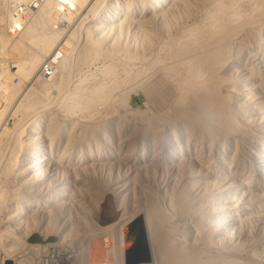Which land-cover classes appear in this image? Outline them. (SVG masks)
Returning a JSON list of instances; mask_svg holds the SVG:
<instances>
[{"label":"rangeland","instance_id":"obj_1","mask_svg":"<svg viewBox=\"0 0 264 264\" xmlns=\"http://www.w3.org/2000/svg\"><path fill=\"white\" fill-rule=\"evenodd\" d=\"M7 1L8 3H6L7 5L5 4V6L8 8L5 7L6 11L4 15L0 13V28L2 29V22L5 24L2 25L4 26V29L0 30V35H4L5 32L7 33V35H4L6 39L4 41L8 43V48L13 50L12 47L16 46L14 45L15 43L17 44L18 42L20 44V42H23V40L21 41V38L20 40L18 38L20 36L23 38L24 34L22 33V30H26V28L28 29L29 27L26 26H28L31 21L36 19L38 20L37 17L40 15L39 12L44 9L43 6L47 0H15L13 2H11L12 0H5V2ZM52 1L55 4L53 9L50 8V10H46L47 12H45L48 13L49 11L50 13V15L49 13L47 14L49 15V26L46 25L48 21L46 19V21L43 19V22L45 21L46 24L42 21L41 23L48 27H45V30L47 29L46 31H49L47 33H56L54 35H58L59 38L51 53L47 56L41 57L34 75L32 74V77H30L31 79L27 77L25 80L24 77H21L20 72L17 71V69L19 70L20 63H15L14 59L17 57L13 51H10L7 48L8 51H6V53L10 52L7 53L10 54L8 55L10 57L8 58L7 54H4V56L6 55L5 57H2L4 58L2 61L4 64L1 62L2 58H0L1 69H4L3 71L9 73L7 74L11 77V85L13 86L15 84L16 86L14 85V87H19L16 92L17 95L15 94L16 97L10 101V103L5 99V101L3 100L2 97L5 98V96L2 95L3 93L0 95V146L3 147H0V151L2 150L0 153L3 156V159L1 158L0 160V225H12V223H15V226L19 227L20 216L18 212H21L24 209L19 207L21 209V211H19L16 204L18 205L20 201L32 203L31 205H28L30 207L33 206L32 209L26 207L27 204H23L21 206L25 209L27 208L26 211L31 210L29 212L30 215H34V213H36V216L31 220L35 219V223L42 226L38 229H45L49 232H54L51 235V239L53 241H50V244L54 246L56 245L57 247L60 245L62 249L69 246L67 249L70 250L71 247L68 244V240L75 242L79 241L75 243L77 246L74 244L72 250L75 255L74 259L76 262H79L77 258L81 259L80 255L82 254L81 251L83 249L82 244H84V240L90 237L91 234L97 232L95 229H97L99 221L96 213L98 214L99 212L96 211L94 214L95 221L93 222L91 219V210H93L94 203L97 201L99 194H101V191L104 189L110 193L108 194L106 192L105 196L110 198L109 201L111 202V206L113 207L117 217H119L122 214V211L127 207V209L130 210L131 206L136 207L144 203L148 206L155 201L158 208L161 204V208L159 209H163L162 211H164L163 213L165 216L170 218L164 217L161 213V217L165 218L164 225H160L158 229L155 223L159 235L161 232L159 238H156V248L161 254L167 250L170 238L175 237L173 241L175 244L177 243L178 247L177 245H174V248L176 247L175 249L178 252L182 249L181 252H183L184 255L187 254L186 256L189 258L190 254L188 253L193 252L195 244L198 242L200 243V240H203V238L201 239L200 237H203V234L208 235L211 233L208 236H212V238L217 241L218 239H221V235H224V242L219 240L220 244L223 245L222 247L224 248V252L226 247L227 249H232L235 245L238 246V248H240V246L245 247V249L242 247L243 252H245L242 256L243 258H238L240 263L264 264V215L256 214L264 213V206L259 208L262 204V197H264L262 196V193L264 195V177L258 172L264 170V168L260 169V163H258L264 160V26H261V28H258L257 26L263 25L264 23L256 25L257 27H255V29H258V31L260 30L259 32L255 31L257 37H255V35L253 36L254 38L249 36L250 39H248L249 37L247 34L246 37L245 35L242 37V34L238 35V40L240 39L239 41H241V38H243V41L238 43L236 40L237 42H235V45L232 47L230 54L228 56H222L223 59L221 58L222 62L219 69L222 80L225 82V86L222 88V98L228 99L229 97V100H227L228 105L233 112L235 111V116L232 117L233 112L230 111L231 120L229 119V121L230 126L232 125V130L228 131L226 129H222L223 124L221 122L223 121H219L221 118L214 114V116H216V122L218 120L217 117L220 118L218 120L220 126L217 122V128H213V131L210 130L207 120L209 118H214L213 116L210 117L213 112L209 113V115H211L209 117L207 116V119H205L209 130V133H206L205 127L202 125L200 119L197 121H200L199 123L201 124L195 122V120L193 121V118H195L194 116H192V118L185 117V103H157L150 97L149 93L141 85V83L142 81L149 79L151 76L153 61L155 55L158 53V50L162 49L163 55L169 51H173L174 49L171 45V40L173 38L179 39L181 38V34H184L185 36L187 32L192 31L198 23L203 24L205 22L204 16L208 13V9H211V7L208 8L205 6V4L207 1H211L212 5L213 0H207L206 2L202 0L205 4L201 1L199 6H194V9L196 10H190L179 4L176 5L179 0H165V2L163 0V4L159 7V9L157 8L156 12L159 11V14L157 15L156 20H152L153 23H150L151 26L149 23L146 25V23L145 25L147 28L144 26V23L146 21L149 22L148 10L152 8V2H154L153 0H145L146 2L144 1L145 3L142 4L143 6H137L139 5L137 0H134L135 2L133 0H128L129 3L130 1H133L134 3L132 2V5L130 3V5L128 4L126 7L123 5L125 0H88L86 5H82L84 7L81 6L83 3L76 2V0ZM239 2H241V0ZM239 2L237 3L239 4ZM118 3H122L125 10L130 8L131 13L128 12L129 16H126L128 21H125L123 11L113 25L115 27L120 25L122 27V34L120 32L117 36L120 37V39H123L124 44L129 47V52L133 50V56L136 55L137 59H133L134 57L130 58L128 52L125 50H121L122 54H119L120 51H118L120 57H117V51H112L113 46L111 48V45H113V42H111L112 44L110 46H106V50L101 49L98 52L99 54L96 55V58L94 57L93 61L92 59L90 60V64H86L85 66H82V68L79 67L80 69L77 70L76 68L78 67H75V63L77 62H75L76 58L74 56L77 53L75 52L79 51L83 47L81 45H84L87 35L89 34L88 32H91L93 28L95 29V23L98 21L99 11H103L106 8L111 11ZM208 3L209 2H207L206 5L210 6ZM241 3L240 6L242 5ZM256 4L257 3L252 5L251 3V5H249V7L247 5L246 8L245 6L239 7V11L240 9L241 11L243 9L242 12L240 11V14L243 13L241 17L247 18L249 17L248 15H250L252 17H249L251 20L254 19L253 16L257 17L259 20H263L264 16L258 17V14L253 15V13H249L246 16V13L250 11L249 8L252 11V9H255L256 7H260L261 5L262 7L264 6L261 3L259 6ZM251 6L254 8H251ZM206 7L208 8L207 11ZM51 9L53 12H51ZM238 9L235 8L234 10L237 11ZM110 11H107L108 13L104 19L106 22H104L103 25L108 24L111 16ZM236 11H234L233 14L238 12ZM254 12L256 13V11ZM257 12L259 13V10ZM241 17L238 16V19L240 18L239 20L243 22L244 19L242 20ZM258 19L253 21H258ZM202 20L204 21L201 22ZM245 20L247 21L248 18ZM37 22H35L34 25L37 26ZM259 22H264V20ZM153 27L159 31L155 32ZM3 30L5 32H3ZM11 33L14 36H12ZM6 37H8V39ZM111 37H113V35ZM245 39L247 41H245ZM111 40L114 39H109V41ZM110 49L111 52H109ZM112 52H115V54ZM11 56L14 57L13 60ZM114 56L116 58H114ZM127 57H129V60L133 59L132 61L134 62L131 61L132 63H130L127 68L131 71L128 72V75L130 78H133V80L127 82L125 86L127 89L125 102L122 104L119 103L116 107L112 108V111H110L112 107L111 104L110 109L108 107L104 109V105L105 103L107 104L106 100L108 99L104 100L102 104L97 102V104H101L100 106H103L102 108L99 105H96L100 108L97 107L98 109L96 108L94 112L92 111V113L95 115L97 114L96 116L98 117L94 114V116L89 115L92 113L85 110L83 111L82 109L80 111H76L74 108L72 112H68L72 109H65L67 108V101L69 100H64L63 102L62 99H66L65 97L71 98L72 94L69 93H72L71 91L75 90V86H78L81 83L82 85H85L83 82L86 80V83L89 81L88 84L91 83L89 86H92L94 81H91V79L100 75L102 76L104 74L102 71L106 70L110 63L113 64L112 60L116 61L115 59H119L122 62V65L125 66L126 62L124 64L123 62L126 61L125 59H127ZM64 58L67 59L66 62ZM168 59L169 58L163 59L161 61L162 64H168ZM196 59L197 58L194 57L192 68H186L187 70H194ZM62 60L65 63L63 64L64 66L68 61V64L66 65L67 70L65 67L61 69L62 65L60 63ZM116 62H118V60ZM114 64L116 65L117 63L114 62ZM4 65H6V67ZM111 66H108L109 70ZM118 66L119 70L124 67L119 64ZM185 67L186 66L184 65V68ZM60 72H64L65 75H62ZM179 72H182L180 68H178V73ZM59 73L62 76H65L66 78L64 77L63 79H67L68 82L65 81L66 84L64 83V87L62 84V87H60L61 89H58L59 86L53 88L50 84L56 80L54 79L56 76L60 78ZM205 73L208 75L207 71ZM1 74L0 77L3 75ZM127 76H125L123 72L119 71L117 74L119 80L118 83L120 82L123 84L124 79ZM2 77L0 79H2ZM81 79H84L85 81H81ZM175 81L177 82L178 80L175 79ZM180 81L182 82L183 80ZM45 82L49 84V87L53 88L52 90L50 89L49 93L46 95L42 91L45 88L43 84ZM41 86L44 88L42 89ZM79 86L76 88L77 90ZM120 91L121 90H118L116 92L119 93ZM36 92L38 93V96L41 97L39 104L34 108L36 111L33 110L32 112L29 109L30 112L28 114L27 109L21 111L23 109L21 105L23 106L25 99ZM63 103H67L66 107L63 106ZM60 104L63 106L62 108ZM69 106L71 105L69 104ZM21 112L26 114H22ZM44 112L46 113V117ZM142 113L144 115L157 116V121L149 126H143L142 124L137 125V123L135 124V122L139 121V118H141L140 115ZM98 114L101 116L102 114H114V116H116L114 118L111 115L113 119H117L118 117L119 120H117L119 122L124 120L125 124H117L113 119H111L109 121V125L105 127L102 132L97 133L95 131L92 135H85L84 132L81 134L80 131L78 136V130L81 129L80 127L90 124V119H88L87 116H90L89 118L91 119H96L95 121L97 122V120L101 118ZM167 115H170V118L167 117ZM23 116H25V118ZM40 116L41 118H39ZM44 117L48 120L44 119ZM55 117H58L56 119H59V127L56 129L57 132L54 133L55 136L54 134V137L52 136V138H56V141L53 143V154H51L52 152L50 150H47V152L50 153L46 154L44 152L39 156L40 162L48 167H54L50 170L51 172L55 170L56 173L54 171L53 179L50 180L46 186L42 184V186H40L42 187L41 189L38 187L40 190L27 191V189L29 190L28 186H30L32 181H35V178L31 177L28 179L26 177L27 171L23 168L25 167L24 164H28V162L25 163V160H30L28 155H33L39 145L45 144L46 142L49 143L48 137L50 135L48 136V134H50L49 131L51 130L48 129L49 127L46 126V123L48 121L50 122V119ZM105 117V120L106 118L108 120V117L109 119L111 118L109 115L108 117ZM215 118L213 120H215ZM39 119L46 121V123L42 122V125L46 126V128L48 127V131L42 126L41 129H38V132H36V123L39 122ZM104 119H100V121L106 122ZM172 119H174V122L175 120H178V122L175 124L168 123V121ZM93 120H91V122ZM210 121L211 120H209V122ZM212 122L215 123V121ZM227 122L224 121V123ZM66 123H71L72 125L69 127L70 131L66 135L67 138L65 140H61L60 137L63 135L62 128L65 127ZM227 126H229V123ZM227 126H224V128ZM144 127H147V130L150 128L149 131H151L150 133L146 131V136L141 131ZM106 128H108V132L105 136H103ZM95 129H98V127H95ZM43 133L48 134L44 135ZM37 135L38 137H35ZM77 137H83L80 144H78ZM100 137L103 139L100 140ZM48 143H46V145ZM95 143H98V145L95 146ZM29 145H32V148ZM88 145L91 147L90 152H86ZM29 152L33 153L29 154ZM49 154L50 156L47 157ZM42 155L46 156L44 157ZM105 156L108 158L106 159ZM71 162H73L74 165L73 163L71 164ZM70 164V168L65 167ZM72 165L75 167H72ZM263 172L264 171H262V173ZM63 173L68 175L67 177L69 178L70 183L68 184L67 190L60 194L62 195L60 197L57 192L61 188L59 178ZM262 175H264V173ZM72 180H74V185L71 183ZM108 180L110 183V185H107L110 186V189L108 188L109 191L107 190V186H104V182L106 183ZM244 180L246 182H244ZM247 180L249 181L247 182ZM101 182L103 185H101ZM95 187L97 188L94 189ZM68 188H70L71 191ZM243 188L245 190L241 191L240 189ZM116 190L121 191V197L120 195L119 198L115 197L113 193H115ZM63 193H65V195ZM178 193L182 194L179 195ZM47 194L53 195L56 198L59 196V199L57 198L56 200L55 198V203H44V205L43 198L45 197L43 196ZM176 196L179 198L178 201L180 202L178 205L175 204V206H172V202ZM185 198L186 200H184ZM236 199L238 202L237 204H239V209H237V213H235V218H237L236 221L238 223H227L226 228H223L222 221L226 219L224 216L230 213V209L233 208L232 204L233 202H236ZM35 200L38 204L42 203L43 205L35 206ZM250 200H253L254 202L249 205L248 202ZM212 202H214V204ZM188 203V214L184 217L189 216V218H183L180 213L183 212V207L185 208ZM46 205H48V207ZM178 206L180 210L178 209ZM243 207H245V210L250 209L251 211L249 213L250 217H248L251 220L250 222L247 221L248 223L245 221V215L242 214V210H244ZM15 208H18V210ZM40 210L41 213H43V211H47L51 216H49L47 212L46 214L48 215V218L41 217V215L37 216L40 214ZM196 214L200 217H197ZM192 216H194L195 219ZM113 221L104 222L108 224ZM33 224L34 223L32 221L29 225ZM61 224L68 225L67 229L69 231V235L71 236V238L62 240V243L59 241L58 233L55 232ZM242 224L246 225L244 230L240 226ZM45 225H47V229ZM219 229H221V231H225L220 232V237L218 236ZM34 231L38 232L37 229ZM98 233H95L94 236L102 234L103 237H99L102 238V240L104 238V240L102 241L98 236V239L96 237L95 239L94 236H92L95 240L90 237L92 240L89 242L92 247L94 245L96 246H94L97 248L96 253H101L99 256L101 255L102 257L103 254L102 259L104 261L106 259V261L111 262L112 255H109L110 253L108 252H110V249L113 247H111V245H114V238L111 235L112 238L110 237V240H113H108L109 244H107L104 234ZM105 233L107 234V232ZM39 238L40 236H38V239ZM101 241L102 243L104 242V245ZM98 242H100L99 252L97 251L99 249L97 245ZM100 244H102L103 247H101ZM105 245L110 246L108 247L110 249H106L107 246L105 247ZM213 246L215 247L214 243ZM80 248L82 249L80 250ZM94 250L95 249H92L90 252L95 253ZM74 251L76 253H74ZM106 251H108L107 253L110 257L107 253L104 255L103 252ZM227 252L229 253V251H226V253ZM96 253L93 256V259L95 258L94 260L97 262L98 260L96 259L101 258L97 257L98 255ZM54 257L57 256L54 255ZM250 257L253 259L252 261L250 260ZM238 259H235L236 262L239 261ZM55 260L56 259L54 258V261ZM91 261L93 262L92 259ZM229 262L226 264H230Z\"/></svg>","mask_w":264,"mask_h":264},{"label":"bare ground","instance_id":"obj_2","mask_svg":"<svg viewBox=\"0 0 264 264\" xmlns=\"http://www.w3.org/2000/svg\"><path fill=\"white\" fill-rule=\"evenodd\" d=\"M13 1H15V0H12L11 2H13ZM27 1H29V0H27ZM144 1L145 0H137V3L139 4L137 6H143L142 4L146 2V1L145 2ZM153 1L154 2H152L153 3L152 4V8H150V10H148L149 22L146 21L144 23V26L146 28H147L146 25H148V23L151 26L150 23H153L152 20L153 21L156 20L157 15L159 14V11L156 12L157 11V8L159 9V7L163 4V0H153ZM201 1L202 0H179L176 3V5L179 4V5H182L185 8H188L190 10H196V9H194V6L195 5H198L199 6L201 4L200 3ZM203 1L206 2L207 0H203ZM203 1H202V3L205 4ZM236 1L237 0H213L212 5H211V1H207V2H209L208 4H210V6L209 5H206L207 2L205 4V6H207L208 8L211 7V9L210 8L208 9L206 7V11L208 9V13L204 16L205 22L203 24L198 23L194 27V29H192V31H188L185 36H184V34H181L180 35L181 38H179V39L173 38L171 40V45H172V47L174 49L173 51H169L168 53H165L163 55L162 54V49H159L158 50V53L155 55V58H154V61H153V65H152L153 66V70L151 71V76L149 77V79H147L146 81H142V83H141V85L149 93L150 97L153 98L157 103H161V102H163V103H177V104H183V103H185L186 104V108H185V111H184L185 117L186 118H192V116H194L195 118H193V121L195 120V122H197V123L200 122V121H197V120L200 119L202 125H204V127H205L206 133H209V130L207 128V123H206L205 119H207L206 117L207 116L209 117L211 115V114L209 115V113H212V112H213V114L210 117L213 116L215 118L216 116H214V114H216L217 116H219L221 118L220 119L219 117H217L218 120L220 119L219 121H223V122H221L223 124V128L222 129H226L228 131H231L232 130V125L230 126V121H229V119L231 120V117H230V114L231 113H230V111H232V110L229 108L228 101H227V100H229V97H228V99L227 98L226 99H223L222 98V94H223L222 93V88H223V86H225V82L222 80V76H221L220 71H219L220 65H221V62H222L221 60L223 59L222 56L224 57V56H228L230 54V51H232V47L235 45V42L238 41V43H239V42H242L243 41V38H241L242 39L241 41H239L240 39L238 40V35L242 34V37H244V35L246 37V34H247V36L248 37L250 36L251 38L254 35H255V37H257V35L255 34V31L256 32H259L260 30L259 31H258V29L256 30L255 27L258 26V28L259 27L261 28V26H264V24L263 25H260V26L257 25V24L264 23V22H259V21H263L264 19L263 20L262 19L259 20L257 17L253 16L254 19L251 20L252 17L250 15H248L249 13L250 14L253 13V15L254 14H258V17L264 16V6L263 7H262V5L260 7H256L255 6L256 8L255 9H252V11L249 8V10L251 12L249 11L248 13H246V16L248 15L251 18L247 17L248 18L247 21L245 20L247 18L241 17V15L243 13L240 14L241 9H240V11L238 9L239 7H242V6L243 7L245 6V8H246L247 5L249 7V5H251V3H252V5H254L255 3H257L256 4L257 6H259L260 3L264 5V0H243L244 3H243L242 0H241L242 3L239 2L240 1L239 0V1H237V2H239V4ZM76 2L83 3V4H81V6H82L84 4L86 5V2H88V0H76ZM132 2L130 1L131 5L135 1L133 3ZM164 2H165V0H164ZM258 2H260V3H258ZM6 3H8V1L5 2V0H0V13L3 14V15H4L5 11H6L5 10V7H7V6H5ZM80 3H79V5H80ZM130 3H129L128 0H125V2L123 3V5L126 7L128 4L130 5ZM240 3L242 4L241 6H240ZM54 5L55 4H54V2L52 0H47L46 1L45 5L43 6L44 9L43 10H40V12H39L40 15L37 17L38 20L37 19L34 20L35 22L38 21L39 24L37 22L36 23L37 26H36V25H34L35 22L34 21H31L30 24L32 26L33 25L34 26L32 27L29 24L28 26H26V27H29L28 29L26 28V30H24V29L22 30V33L24 34V36H23V38L21 36L18 37V38H19V40L21 38V41L23 40V42L22 43L20 42V44L18 42H17V44L15 43L14 45H16V46H13L12 47L13 50H10L8 48V43L6 41H4V40H6L4 35L5 34L7 35V33L3 30V32H5V34L2 35V36L0 35L1 36L0 37V50H1L0 51V58L5 57L6 55L4 56V54L10 53V52H7L6 53V51H8L7 48L10 51H13L15 53V56L17 58L14 59L15 56L12 55V56H14V57L11 56L12 57V60L14 59L15 60V63H17V64L20 63L19 70L17 69V71L20 72L21 77H24L25 80L27 79V77H29V78L32 77L31 76L32 74L34 75V72H35V70L37 69V67L39 65V62L41 60V57L47 56V55H49L51 53L52 49L54 48V46H55V44H56V42H57V40L59 38L58 35L57 36L54 35L56 33H52V34L51 33H47L49 31H46L47 29L45 30V27L48 28L46 25H48V23H49V20H48L49 17L48 16L50 15L49 11H48L49 15H47L48 13H45V12H47L46 10H50V8L53 9V6ZM123 5H122V3L121 4L118 3L117 5H115L113 7V9L111 11L108 10L107 8L105 10L102 9L103 11H101V10L99 11L98 21L95 23V29L93 28V30L91 32H88L89 34L87 35V38H86V41H85L84 45H81L83 47L79 51L75 52V53H77L76 55H74L75 58H76L75 59L76 60L75 62H77V63H75L76 64L75 67L76 66L78 67V68H76L77 70H79L80 68H82V66H85L86 64H90L91 63L90 60L92 59V61H93L94 60V57L96 58V55L99 54L98 52L101 49L102 50H104V49L106 50L107 49L106 46H110L112 44L111 42H113V45H111V48L113 46L112 51L113 50L117 51V53H116L117 54V57H120L119 54H122L121 53V50H125L126 52H128L130 58L134 57L133 59H135V58L137 59V57H136L135 54H134L135 56H133V53H132L133 50L129 52V47H127L124 44L123 39H120V37L117 36V35H119L118 33H120L122 31V29H121L122 27L120 25L117 26V27H115L113 25V23L118 19V17L121 15V13L123 11H124V15H125V19L124 20L125 21H128L127 18H126V16H129V13H131V9L130 8H127L125 10V8H124ZM235 5L236 6L238 5V6L236 7ZM82 7H84V6H82ZM252 7L253 6H251V8ZM47 8H49V9H47ZM235 8L238 9L237 10L238 12L236 10H234ZM52 9H51V12H53ZM258 10H259V13L257 12ZM107 11H110L111 16H110V18L107 16L109 18L108 24L103 25V23L106 22V21H104V19H105V16L107 15V13H108ZM234 11H236L237 13L235 12L236 14H233ZM242 11H243V9H242ZM254 11H256V13ZM238 16H240L242 20L244 19L243 22H241L239 20L240 18L238 19ZM39 17H40V19H39ZM255 18L258 19V21H255L254 22L253 20H256ZM43 19L44 20L45 19L48 20L47 21V24L45 22L46 20L43 22ZM8 21H9V19H8ZM41 21L44 24H46V25L44 26L43 23H41ZM203 21L204 20H202L201 22H203ZM32 22H33V24H32ZM1 24L2 25H5V24H3V22ZM125 24H126V22H125ZM2 25H1V27H2V29H4V26H2ZM2 29L0 28V30H2ZM153 30L155 32L159 31L158 29H156L154 27H153ZM23 31H25V32H23ZM1 34H2V32H1ZM121 34H122V32H121ZM11 35H12V33H11ZM112 35H113V37H111ZM115 35H116V38H115ZM12 36H14V35H12ZM120 36H122V35H120ZM250 37L248 39H250ZM6 38L8 39V37H6ZM109 39H114V40L109 41ZM246 39H245V41H247ZM19 40H17V41H19ZM114 41H115V43H114ZM81 43H83V42H81ZM118 51H120V53ZM109 52H111V49H110ZM112 53L115 54V52H112ZM123 53H124V51H123ZM8 55H10V54H7V57L9 58L10 56H8ZM115 56H114V58H116ZM194 57L197 58L196 61H195V68H194V70H187V69H191L192 68V63H193ZM124 58H126V57H124ZM165 58H169L168 59V64L167 63L162 64L161 61L163 59H165ZM3 59L4 58L1 59V62L3 61ZM127 59L129 60V57H127ZM127 59H125L126 61L123 62V64L126 62L125 63V66L122 65V62L119 59H115L116 61L118 60V62L112 60L113 64L112 63L109 64L110 66L112 65L111 68H110V70L108 68V66H109L108 65L107 66V69L108 70L106 69L107 71L106 70L102 71L104 73V74L102 73L103 74L102 76L100 75L98 77H95V78L91 79V81H94L92 83V86H89L91 84V83L88 84L89 81H88V83H86L87 80L85 81L84 79L83 80L81 79V81H85V82H83V83H85V85L84 84L82 85V83L79 84V85H82V86H79L78 85L79 86L78 90L76 89L78 86H75V88H74L75 90H72L71 91L72 93H69V94H72L73 96L71 95V98L70 97H65L66 99H62L63 102H64V100H69V101H67L68 102L67 108L68 107H71V108H68V109L65 108V109L66 110H71L72 109L71 111H68V112H72L73 109L75 108L74 110H76V111H78V110L80 111L82 109L83 111L85 110V111H88V112H91L92 113V111L94 112V110H96V108L98 107L96 105H99L100 106L103 103L104 100L108 99V100H106L107 101V104L105 102H104L105 105L103 104L104 105V109L107 108V107L110 109V107L112 106L111 107V110H110V111H112V108L116 107L119 103L122 104L123 102H125L126 101V93H127V89H126L125 86H126L127 82L133 80V78H130V76L128 75V72H131V71L129 69H127V68H128V65L130 63L134 62V61H132L133 59L132 60H129V61ZM66 60L67 59H65V62H66ZM68 61H69V58H68ZM68 61H67V64H68ZM114 62L117 63V64L115 65ZM60 64L59 65L61 66V69H63L64 67L66 69V65L67 64L64 66L63 64H65V63H64L63 60H62V62ZM118 64L121 65L122 67L123 66L124 67L121 70H119L118 69V67H119ZM184 65L186 66L185 68H184ZM4 66L6 67V65H4ZM1 68L2 67L0 66V69ZM178 68H180L182 70V72H179L178 73ZM76 69H75V71H76ZM3 70L4 69H1L0 70V74L1 73L3 74V75L1 74L3 77L1 76L2 79H0L1 80L0 81V95H1V93H3L2 95L5 96V98L2 97L3 100L5 99L6 101H8L10 103V101H12L16 97L15 94H16L17 89L19 87L18 88L14 87V85H15L14 83H13L14 84L13 86L11 85V77L8 75L9 73L6 72V71H3ZM118 70L121 71V72H123L125 74V76L128 75L124 79L123 84L120 83V82L118 83V81H119L118 80V77H117V74L119 72ZM62 71H64V70H62ZM206 71L208 72V75L205 73ZM64 72L63 73L60 72V73H62V75H65ZM60 73H59L60 78H58V76H56L54 78V79H56L53 82L54 84L53 83L50 84L51 86H53V88H56V87L59 86L58 87V89H59L60 87H62V84H63V87H64V83H65V81H67V79L66 80L63 79L65 76H62ZM76 73H77V71H76ZM175 79H177L178 81L176 82ZM180 80H183V81L181 82ZM43 84H44V87L45 88L42 87L43 86L42 85L41 86L42 89L44 88L42 91L46 95L47 93H49L50 89L52 90L53 88L49 87L48 86L49 84H47L46 82L43 83ZM226 85H227V83H226ZM85 86H86V88H85ZM87 87H88L89 90L87 89ZM230 88H232V87H230ZM85 89H87V90H85ZM118 90H121V91L119 93H117L116 91H118ZM73 91H74V93H73ZM36 93L31 94L30 97L28 96V98L25 99V102H24L23 106L21 105V107L23 108L21 111L27 109V114L30 111L33 112L34 108L39 104L40 98H41L40 96H38V93L37 94ZM44 93H43V97H44ZM97 102H99L101 104H97ZM61 104H60V106L62 108L63 106L66 107V104L67 103H63L64 104L63 106ZM69 104L71 106H69ZM110 104H111V106H110ZM100 107L103 108V106H100ZM100 107H98V108H100ZM234 107H235V105H234ZM29 109H30V111H29ZM34 111H36V110H34ZM234 112L232 114V117L235 116V113ZM21 113L22 114H26V113H23V112H21ZM248 113H249V111H248ZM93 114L94 113L89 114V115H93ZM98 115L101 118H99L97 120V122L95 121L96 119H94V118L91 119V118H89L90 116H87L88 119H90L89 120V123L90 124H86L85 126H81L80 127L81 129L78 130L79 131L78 132V136H79L80 131H81V134L84 132L85 135H92L95 131L97 133H100V132L103 131V129L105 127H107L109 125V123H110L109 121L111 119H113L114 117H116V116H114V114H111L113 118L111 117L110 114H108L111 117L110 119H109V117H108L107 114H106L107 116L105 114H102V116L100 114H98ZM105 116L108 117V120H107V118ZM23 117L25 118V116H23ZM45 117H46V113H45ZM45 117H44V119L48 120ZM96 117H98V116H96ZM104 117L106 118V120L104 119ZM140 117L141 118H139V121L135 122V124L136 123H137V125L142 124L143 126H149L150 124L155 123L157 121V118H158L157 116H154V115H144L143 113L140 115ZM167 117L170 118V115H167ZM39 118H41V116ZM56 118H58V117H55L53 119H50L51 121L50 122L48 121L49 122V123L47 122L48 124L46 123V121H43L42 119L41 120L40 119L38 120L40 123L39 122L36 123L37 124L36 125L37 126L36 132H38V129H41V127L43 126L42 125V122L46 123V126L49 127V128L48 127L47 128L49 130H51V131H49L50 134H48L49 132L47 133L48 136L50 135L49 136L50 138L47 136L48 139H49V140L47 139L49 141V143L46 142V143H48L47 145H46V143L45 144H41V145L38 144L39 147L37 148L36 151H34V153L33 152H29V154L30 153H33V155H31V156L28 155V157H29L30 160H28V161L25 160V163L28 162V164H24L25 167L23 168L24 170L27 171L26 172V177L28 179L31 178V177L32 178H35V181H32L31 184H30V186H28L29 187V190L27 189V191H30V190H32V191H34V190H40L42 188V187H40V186H42V184L46 186V184H48L49 181L53 179L54 171L55 170L53 172H51L50 169H52L54 167L51 168V166L48 167L45 164L41 163L40 162V156L39 155L40 154H43L44 152L46 154L47 153H50V152H47V150L48 151L50 150L52 152L51 154H53V150H54L53 143L56 141V138L54 139V138H52V136H53L54 133L57 132L56 129L59 127V124H58L59 119H56ZM100 119H102V120L104 119L106 122H104V121L102 122V121H100ZM117 119L119 120L118 117H117ZM117 119H113L117 124L118 123H121V125L122 124L123 125L125 124V121L124 120H121L120 119L121 122H119ZM213 119H210V118L207 119L208 120V123H209V126H210V130H213V128L214 129L217 128V124L220 126L219 121L217 120V122H218L217 123L216 122V118H215V120H213ZM91 120H93V121L91 122ZM209 120H211V121L209 122ZM243 120H244V118H243ZM212 121H215V123H213ZM224 121H226V122L229 121V122L224 123ZM177 122H178V120H175V122H174V119L168 121V123H170V124H175ZM201 123H199V124H201ZM228 123H229V126H227ZM71 125H72L71 123H66L65 124V127L62 128L63 135H61V137H60L61 140H65L67 138L66 135L69 133V131H70V128L69 127ZM46 126H43V128H46ZM224 126H227V127L224 128ZM95 127H98V129H95ZM47 128L45 130H47ZM147 129H148L147 127H144V129L141 130L142 133L145 136H146V133H147L146 131H148L149 133L151 132V131H149L150 128H149V130H147ZM124 130H123V132H124ZM216 130H218V129H216ZM107 132H108V128H106L104 130L103 136H105L107 134ZM183 132H184V130H183ZM120 133H121V131H120ZM43 134L45 135L46 133H43ZM119 135H121V134H119ZM54 136H55V134H54ZM35 137H38V135L35 136ZM102 139L103 138L100 137V140H102ZM243 139H245V138H243ZM82 140H83V137L82 138L77 137L78 144H80L82 142ZM93 145H94V142H93ZM97 145H98V143L97 144L95 143V146H97ZM91 146H92V143H91ZM0 147H2V146H0ZM36 147H37V145H36ZM87 149H89V150H87ZM87 149H86V152L87 151L88 152L91 151L90 145H88ZM28 150H30V149H28ZM3 151H4V149H3ZM145 153H146V151H145ZM0 156H1L0 157V160H1V158L3 157L1 155V153H0ZM42 156H44V155H42ZM48 156H50V154L47 155V157ZM105 158H106V156H105ZM47 159H50V158H47ZM82 159H86V158H82ZM49 162H48V164H49ZM80 162H82V161H80ZM72 163L73 162H71V164ZM77 163H78V159H77ZM258 163H260V169H263L264 168V160H262V162H258ZM71 164L70 165H66L65 167L66 168H70ZM73 165H74V163H73ZM73 165H72V167H75ZM260 169H258V170H260ZM258 170H256V171H258ZM262 171H264V170H261V172L260 171H258V172H259V174L261 176L264 177V175H262L264 172L262 173ZM55 173H56V171H55ZM70 174H71V172H70ZM73 174H75V173H73ZM105 175H106V173H105ZM67 176L68 175H66L65 173H63L61 175V177L59 178V180H60V186H61L60 190L57 192L59 195L63 191H66L67 190L68 184L70 183V180H69V178ZM97 177H99V176H97ZM109 177H110V175H109ZM72 178H74V177H72ZM73 181L74 180L71 181L72 184H73ZM248 181L249 180H247V182ZM244 182H246V181L244 180ZM108 184L110 185L109 180L106 183L104 182V186H107ZM101 185H103L102 182H101ZM104 186H102V187H104ZM38 187H40V189ZM70 188H68V189H70ZM96 188L97 187H95L94 189H96ZM100 188H101V186H100ZM108 188L110 189V186H107V190H108ZM240 190L242 191V190H245V189L243 188V189H240ZM70 191H71V189H70ZM261 191H262V189H261ZM101 192L102 193L99 194V197L97 196L98 198H97V201L94 203L93 210H91V213H92L91 219L94 222L95 221L94 214L96 213V211L99 212L100 214L99 213L98 214L96 213V215L98 216L99 225L97 226V229H95L97 232H95V230H94V232L95 233H98L99 232L100 234L103 233L104 234V237H105V241H106L107 244H109L108 243V240H110L111 235L114 238V240L111 239L114 242L113 243L114 245H111V247L113 246L111 249L108 248L110 246L105 245V247L107 246L106 249H110V252H108L109 250L106 251V252H103L104 255L107 252L110 253L109 255H112L111 256L112 257V261L109 262V261H106V259L104 261L102 259L103 254H102V257H101V255L99 256V254H101V253H98V254L96 253V249H97V248H95L96 246L93 244L95 247L94 246L92 247V245H91V243L89 241L93 239L92 236L95 235V233H94V234H91V236H90V237H92V239L90 237H88V238H86V240H84V244H82L83 245V247H82L83 249L80 248V250L82 249V251H81L82 254L80 255L81 259L80 258H77L79 260V262H76V260L74 259V256L75 255L73 254V251H72L73 250V247H74V244L76 242H79V241H76L75 242V241H72V240H70V241L68 240V244L71 247L70 250L67 249L69 246L67 248H64L63 247L64 249H62L59 244H58L59 247H57L56 245L54 246V245L51 244L52 256H53L52 264H59V263L60 264H78V263H80V264H87V263L88 264H91L92 263L93 264V262H94V264H126V253H127L128 249H129V232H128V230H129V224L139 214H143L146 217V222H147V225H148V233H149V236H150L151 247H152V250H153V261H152L151 264H163V263H165V264H226L229 261H230L229 262L230 264H242L243 263V262L240 263V260L238 258H243L242 256L244 255L245 252H243V248L242 247H244V246H242V247L240 246V248H238V246L235 245V247L232 248V249H229V248L227 249V247L225 246L226 247V250L224 252V248L222 247L223 245L220 244V241H219V240H221V241L225 240L224 235L223 236L221 235V237H220V232H225L224 230L221 231L222 228L218 230V236L221 238V239H218V241L216 239H215L216 240L215 241L212 238V236H208L211 233H209L208 235L203 234L202 235L203 237H200L201 239L203 238V240L202 241L200 240V243L198 242V243L195 244V246L193 247L194 250L191 249V250H193V252L188 253V254H190L189 255V258L186 256L187 254L184 255V253L181 252L182 249H181V251L179 250L180 252H178L175 249L176 247L174 248V245H177V243L175 244L174 241H173L175 239V237L170 238V241L168 242L167 250L163 254H161L160 252H158V250L156 248V242H157L156 241V238L158 239L159 236L161 235V232H160V235H159V233L157 231V228H156V225H157V227L159 229L160 225L163 226L164 223H165V218H162L161 217V213H162V215L164 217L169 218V217L165 216V214L163 213L164 211H162L163 209H161V210L159 209V208H161L160 207L161 204H160V206L158 208H157L158 205L155 203V201H154V203H152V204H150L148 206L145 205V203L144 204H141L139 206H136V207H134V206L132 207L131 206L132 208L130 207V210H128L127 209L128 207H127V208H125V210L122 211V214L119 217H117L115 221L106 224V223H104V221L105 222L107 221V215H106L107 213L105 214V211L111 208V202L109 201L110 198H107L105 196V194H106L107 191H105L103 189ZM120 192L121 191L116 190L115 193H113V194L115 195L116 198L117 197L119 198ZM65 193H63V194L65 195ZM108 194H110V193H108ZM181 194H179V195H181ZM176 195H177V193H176ZM61 196L62 195H60V197ZM262 196H264L263 193H262ZM43 197H45V198H43L44 199L43 204L44 203L45 204H47V203L53 204V202L55 203V201L57 200V198L59 196L56 198L53 195L47 194V195H45ZM120 197H121V195H120ZM55 198H56V200H55ZM95 198H96V196H95ZM213 198H211V199H213ZM175 199L172 202V206H175V204L178 205L179 202H180V201H178L179 198H177V196H176ZM184 200H186V198ZM209 200H210V197H209ZM235 201L236 202L235 203L233 202V204H232V207L233 208L230 209V213H228L226 216H224V217H226V219L222 221L223 222L222 223L223 224V228H226L227 223H233V224H237L238 223L236 221L237 218H235V213H237V209H239V204H237L238 203L237 202V199ZM35 202H36V200H35ZM253 202H254L253 200H250L248 202V204L249 205L250 204H253ZM261 202H262V204H261V206L259 208H261V207L264 206V197H262ZM212 203L214 204V202H212ZM23 204H27L26 207H28L29 209H32V207H33V206L32 207L28 206V205H31L32 203L24 202V201H20L18 203V205L16 204V206L18 208L20 207L21 209H24V210L21 211V209L19 208V211H21V212H18V214L20 216V218H19V224H20V226L19 227H16L15 226V223H12V225L9 224L7 226L16 227V228H19L21 230H26L27 229L28 231H32L34 234L37 233V234L43 235L45 238L46 237H50L51 238V235L54 232H51V231L49 232L48 230H45V229H38V228H41L42 226L41 225L40 226L37 225L35 223V219L31 220L33 217L36 216L35 215L36 213H34V215H30L29 212L31 210L30 211H26L27 208L25 209V208H23L21 206ZM43 204L42 203L41 204H38L36 202L35 203V206L36 205H43ZM48 205H46V206L48 207ZM49 206H51V205H49ZM236 206H237V208H236ZM121 207H122V205H121ZM230 207H231V203H230ZM18 208H15V209L18 210ZM188 208H189V203H188V205L185 208L183 207L184 210H183L182 213H180V215H182L183 218H189V216L188 217H184V216H187L186 214H188ZM39 209H41V208H39ZM46 209H48V208H46ZM178 209H179V206H178ZM243 209L244 210H242V212H243L242 214L245 215V221L246 222L247 221L250 222L251 219L248 218V217H250V214H249L251 212L250 209L245 210V207H243ZM27 212H28V214H27ZM46 212L47 211H43V213H41V210H40V214L37 215V216H40L41 215V217H44V218H48L47 217L48 215L51 216L48 212H47L48 213V215H47ZM238 212H239V210H238ZM200 213H202V212H200ZM238 214H240V213H238ZM256 214H258V215L263 214L264 215V213H256ZM196 216H197V214H196ZM192 217L194 218V216H192ZM197 217H200V216H197ZM44 218H43V220H44ZM212 218H214V217H212ZM261 219H263V218H261ZM32 221H33L34 224L33 225H29L30 222H32ZM155 223H156V225H155ZM240 226L242 227L243 230L246 228V225L245 224H242ZM263 226H261V227H263ZM45 227L47 229V225H45ZM67 228H68V225L61 224L60 227L55 231V232L58 233V238H59V241H61V243H62V240L71 238V236L69 235V231H68ZM35 229H37L38 232L37 231H34ZM105 232H107L108 235ZM244 233H243V235H244ZM26 235L27 234L26 233H23V232L16 233V234L15 233H13V234H11V233L0 234V237H2L5 240V242H6L5 251L8 252V253H11V252H15V251L21 249L22 246H23V244H24V237ZM97 236H94V238L96 237L98 239V237L99 236L101 237L102 234L99 235L98 237ZM214 238H215V236H214ZM95 239H93V240H95ZM100 239L102 240V238H100ZM103 240H104V238H103ZM51 241H53V240L51 239ZM102 241H101V243H102ZM64 242H66V241H64ZM93 242H96V241H93ZM88 243H90V244H88ZM99 243L100 242L97 243L98 248H99ZM213 243L215 244V247L213 246ZM80 244H81V242H80ZM102 244H100L101 247H103ZM226 244H228V243H226ZM177 247H178V245H177ZM54 248H55V250H54ZM92 249H95L94 251L98 255V256L97 255L96 256L97 257H100L102 260L101 259H96V260H98L96 262L94 260L95 258L93 259V256H94L95 253L94 252H92V253L90 252ZM221 249H222V251H221ZM244 249H245V247H244ZM80 250H79V252H80ZM99 250H100V248L97 251L99 252ZM226 251H229V253L228 252L226 253ZM74 253H76V252L74 251ZM108 253H107V255H108ZM54 255H56L57 257H54ZM108 256H107V258H108ZM54 258L56 259L55 261H54ZM91 259L93 260V262L91 261ZM225 259H226V261H225ZM235 259H238L239 261L236 262ZM250 260L252 261L253 259L250 257Z\"/></svg>","mask_w":264,"mask_h":264},{"label":"built area","instance_id":"obj_3","mask_svg":"<svg viewBox=\"0 0 264 264\" xmlns=\"http://www.w3.org/2000/svg\"><path fill=\"white\" fill-rule=\"evenodd\" d=\"M26 233L21 249L8 253L5 251V240L0 237V264H52L53 256L51 238L38 235L32 231L21 230L16 227L0 225V234ZM38 236L40 238L38 239Z\"/></svg>","mask_w":264,"mask_h":264},{"label":"water","instance_id":"obj_4","mask_svg":"<svg viewBox=\"0 0 264 264\" xmlns=\"http://www.w3.org/2000/svg\"><path fill=\"white\" fill-rule=\"evenodd\" d=\"M105 214L107 215L106 222L113 221L117 217L112 206L105 211ZM128 232L129 249L126 253V264H151L153 261V250L146 217L143 214L136 216L130 222Z\"/></svg>","mask_w":264,"mask_h":264}]
</instances>
